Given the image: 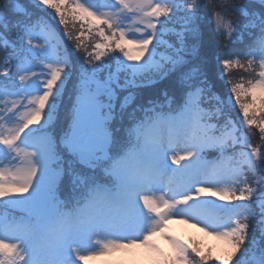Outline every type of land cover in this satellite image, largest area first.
Wrapping results in <instances>:
<instances>
[{
  "label": "snow or ice",
  "instance_id": "1",
  "mask_svg": "<svg viewBox=\"0 0 264 264\" xmlns=\"http://www.w3.org/2000/svg\"><path fill=\"white\" fill-rule=\"evenodd\" d=\"M130 248L151 264H264V0H0V264Z\"/></svg>",
  "mask_w": 264,
  "mask_h": 264
},
{
  "label": "rangeland",
  "instance_id": "2",
  "mask_svg": "<svg viewBox=\"0 0 264 264\" xmlns=\"http://www.w3.org/2000/svg\"><path fill=\"white\" fill-rule=\"evenodd\" d=\"M244 2L247 3V0H244ZM207 11L208 9H205V12ZM208 67L210 82L214 84L215 87L221 90V92L218 93L222 97L226 96L229 86L225 85L223 80L220 79L218 68L216 69V72L213 73V71H211L212 65L208 63ZM233 110V113L236 114L238 112V105ZM253 137H256L258 139L255 144L260 143L258 133ZM169 227L172 232H174L177 236L181 237L185 241L195 243L201 248L204 253L211 252L213 256L220 253V242L217 241L214 237L206 236L198 228L192 227L191 224H184L176 220L171 221L169 223ZM154 239L165 253L171 252V247L168 244L167 240L159 235L154 237ZM89 264H151V257L147 250L143 248L119 249L109 255L96 257L90 260Z\"/></svg>",
  "mask_w": 264,
  "mask_h": 264
},
{
  "label": "trees",
  "instance_id": "3",
  "mask_svg": "<svg viewBox=\"0 0 264 264\" xmlns=\"http://www.w3.org/2000/svg\"><path fill=\"white\" fill-rule=\"evenodd\" d=\"M25 0H22V2ZM207 16H211V12L208 9L206 12ZM212 25H210L206 20L204 21L202 25V53L206 56L208 63L212 65L211 71L213 73L216 72V69L218 68L215 60V44H214V35L212 32ZM215 67V68H214ZM219 71V70H218ZM245 79L247 80L249 77L244 74ZM217 91L221 90L216 87Z\"/></svg>",
  "mask_w": 264,
  "mask_h": 264
}]
</instances>
